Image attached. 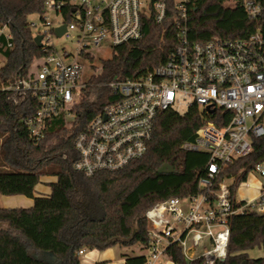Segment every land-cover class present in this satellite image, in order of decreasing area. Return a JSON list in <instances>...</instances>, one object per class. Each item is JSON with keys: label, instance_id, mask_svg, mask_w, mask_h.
<instances>
[{"label": "trees", "instance_id": "trees-1", "mask_svg": "<svg viewBox=\"0 0 264 264\" xmlns=\"http://www.w3.org/2000/svg\"><path fill=\"white\" fill-rule=\"evenodd\" d=\"M263 2V0H257ZM167 12L160 23L143 19L142 35L113 48L100 63L99 72L88 79L76 117L70 127L59 114L49 121L44 137L31 139L24 119L38 102L28 91L2 89L21 73L27 74L42 50L33 41L28 16L44 11L42 0H0V29L9 34L12 47L1 49L0 67V194L32 198L30 207H0V264H81L80 251L109 247H146L148 223L143 212L155 202L171 196L197 193L198 179L205 174L206 152L186 151L203 116L196 105L178 114L164 110L155 118L152 136L143 156L114 171L91 176L74 169L78 154L74 140L91 117L115 99L107 86L115 80L139 76L162 63L176 43V0H166ZM188 36L204 42L212 36L241 37L256 28L246 16L243 0H188ZM68 11H65V14ZM41 18V17H40ZM4 45V35L0 34ZM216 114H222L217 111ZM210 117L216 125L228 121ZM264 159V136L253 140V150L224 164L218 179L231 178V196L246 180L254 165ZM163 163L171 172L158 173ZM41 176H54L48 195H34ZM261 247L263 255L249 258L247 250ZM164 253L173 264H201L202 258L187 260L176 244ZM125 264H145L144 254L125 255ZM220 264H264V215L245 209L229 219L226 257ZM217 262L216 264H218Z\"/></svg>", "mask_w": 264, "mask_h": 264}, {"label": "built area", "instance_id": "built-area-1", "mask_svg": "<svg viewBox=\"0 0 264 264\" xmlns=\"http://www.w3.org/2000/svg\"><path fill=\"white\" fill-rule=\"evenodd\" d=\"M42 1L43 28L36 34L42 36L43 63L35 73H19L2 87L28 91L37 99L36 111L24 119L34 141L44 137L55 116L76 117L75 108L88 84V79L82 80L84 64L94 67L93 60H103L101 51L111 55L115 46L140 38L144 18L160 23L167 12L166 0ZM187 1L176 0V43L165 60L139 76L108 82L118 96L94 114L74 140L75 170L87 176L114 171L143 156L158 113L184 114L193 105L200 110L203 122L194 139L181 144L183 150L208 156L205 174L198 179L199 191L162 199L144 211L149 237L145 264H154L172 243L187 260L201 257V264H216L226 257L231 216L245 209L264 215V159L247 174L259 176L258 194L251 201L231 196V178L218 179L224 164L249 154L253 140L264 136V0H243L247 18L256 23L254 30L235 38L212 36L204 42L189 39ZM61 25L65 30L58 36L54 29ZM0 34L5 39L4 45L0 42L1 54L12 45L5 28ZM52 35L69 39L74 49L56 52ZM226 112L228 121L220 126L209 120L215 115L221 121ZM204 238L209 245L196 254Z\"/></svg>", "mask_w": 264, "mask_h": 264}, {"label": "rangeland", "instance_id": "rangeland-1", "mask_svg": "<svg viewBox=\"0 0 264 264\" xmlns=\"http://www.w3.org/2000/svg\"><path fill=\"white\" fill-rule=\"evenodd\" d=\"M42 14L39 13H33L31 15L28 16V21L31 23V30L33 32V34H36L37 32H39L42 28V20L40 19V17H42ZM50 19L55 22L57 20V18L55 17L54 14L49 13ZM6 30V29H5ZM50 43L53 45V47L55 48L56 52L61 53L62 48H69L70 50L74 49V45L73 43L65 38V37H57L55 35H52L50 38ZM100 54L103 56L102 59H107L109 58L111 55L109 52L107 51H101ZM101 59L97 58L95 60H93L94 62V67H89V66H83V71H82V80H87L90 78V76L92 74H96L99 72L100 69V63H101ZM5 62V57L0 54V67L4 64ZM43 63V59L42 57L35 59L31 65L29 66L28 70L30 73H35L39 66ZM73 123V119L71 117L67 118V127H70ZM51 177L53 178L54 176H41L40 178V184L42 185H47L49 186V184H45L44 181L45 179H51ZM259 176L256 173H252L249 174L246 177V180L241 182L236 190V198L239 201H251L255 198V196L258 194V185H259ZM52 181V180H51ZM50 187V186H49ZM144 213V212H143ZM209 242L207 238H204L200 244L195 248V253L196 254H200L203 251L204 247H208ZM113 250L120 252V250H127V251H132V255L134 254H139L142 253V249L140 245H133L132 247H120L118 245L113 246L112 247ZM118 255V254H117ZM119 256V255H118ZM259 256H255L252 258H257ZM164 258L161 261V264L164 263ZM125 264V263H124Z\"/></svg>", "mask_w": 264, "mask_h": 264}, {"label": "crops", "instance_id": "crops-1", "mask_svg": "<svg viewBox=\"0 0 264 264\" xmlns=\"http://www.w3.org/2000/svg\"><path fill=\"white\" fill-rule=\"evenodd\" d=\"M55 179H56L55 177L53 178L51 177V179H45L44 183L49 184V182H53L55 181ZM49 193H50V187L47 185H42L38 183L34 188L35 196L48 195ZM32 203H33L32 198L26 197L24 195L6 196V195L0 194V207H3V208L30 207ZM141 249L143 252L139 254H144L145 253L144 248L141 247ZM131 252L132 251L129 252L127 250H120V252L117 253V251L113 250L112 247H109L105 250L85 249L80 254V263L81 264H124L125 263L124 256L132 255ZM139 254L133 253V255H139ZM247 255L249 256V258H252L255 256L261 257L263 255V251L261 247L255 246L254 248L247 250ZM163 258L165 259L163 264H173L170 260H168L165 253L158 256L154 264H161V261Z\"/></svg>", "mask_w": 264, "mask_h": 264}, {"label": "water", "instance_id": "water-1", "mask_svg": "<svg viewBox=\"0 0 264 264\" xmlns=\"http://www.w3.org/2000/svg\"><path fill=\"white\" fill-rule=\"evenodd\" d=\"M64 30H65V25H61L59 27H56L54 29V32L56 35L60 36L64 32ZM41 38H42V36L40 34H36L33 36V41L38 47L41 46ZM171 171H173V168L170 165H168L167 163H163L157 169L158 173L171 172ZM218 264H220V262ZM241 264H246V263L242 262Z\"/></svg>", "mask_w": 264, "mask_h": 264}]
</instances>
